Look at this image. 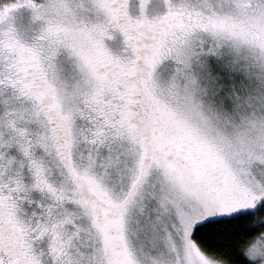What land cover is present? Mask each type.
<instances>
[{
    "label": "snow or ice",
    "instance_id": "snow-or-ice-1",
    "mask_svg": "<svg viewBox=\"0 0 264 264\" xmlns=\"http://www.w3.org/2000/svg\"><path fill=\"white\" fill-rule=\"evenodd\" d=\"M0 264H264V0H0Z\"/></svg>",
    "mask_w": 264,
    "mask_h": 264
}]
</instances>
